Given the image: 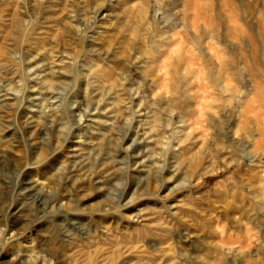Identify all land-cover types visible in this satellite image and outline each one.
Listing matches in <instances>:
<instances>
[{"label": "rangeland", "instance_id": "obj_1", "mask_svg": "<svg viewBox=\"0 0 264 264\" xmlns=\"http://www.w3.org/2000/svg\"><path fill=\"white\" fill-rule=\"evenodd\" d=\"M97 5H101L103 11L92 15L91 9ZM36 11L40 13L39 22L31 26L25 24V21L35 19ZM86 11L91 16L92 26L83 42V50L92 52L97 62L102 56L114 61L110 65L105 64V67L117 69L119 79L112 81L113 87L122 81L123 89H131L147 77V85L152 87L145 86V91L155 96L171 89L174 73L184 72L192 82L193 92L200 94L203 100L205 89L195 86L196 76H205L206 83H210V78L215 76L230 94L235 95L238 91L245 93L238 102H234L238 113L233 115V122L237 127L244 125L246 129L251 125L255 140L251 147L264 149V0H163L159 5L155 0H149L146 20L143 0H87V3L83 0H46L39 9L33 4L28 13L19 15L15 8H7L4 22L0 23V53H5L0 55V62L7 61L12 50L18 46V42L10 43L12 29L17 27L26 41L19 48L24 58L31 59L40 53L39 59L33 60L31 65L26 64V68L46 59L54 60L55 67L59 68L63 53L81 47L74 30L68 25L82 27L81 17ZM73 12L76 19L71 14ZM129 48L134 59L142 56L132 66L134 69L140 67V71H122V66L128 64L126 54ZM117 63L121 68H117ZM240 76L243 77L242 82ZM35 86L34 81L30 82V87ZM24 95V103L18 109L12 107L16 98L11 93L0 96V128H3L0 134V154L3 155H0V160L16 158L12 167L19 165L23 169L15 173L17 183L22 189L29 190L28 195L34 194L50 180L56 166H66L67 173L60 172L65 177L64 183L59 186L60 195L65 201L75 198L79 207L65 214L79 221L82 227L86 226L87 231L83 236L77 232L75 240L69 238V242L62 245L54 244L48 233L43 231L45 224L33 226L29 223L27 202L23 197L11 192L0 193V229L4 230L5 237L0 241V246L4 248L0 264H19L13 254L22 247L21 241L27 233L31 234L35 253L42 262L52 259L54 264H77L74 254L78 256L81 251L90 253L96 247H107L109 240L112 247L119 248L121 252L125 248H137L142 225L136 217L141 213L145 216H166L170 212L189 211L179 206L191 198L196 199L195 207L203 205L201 210L206 214L208 208L219 207V202L203 197L209 189L227 179L224 173L201 176L197 172L193 181L195 187L176 189L175 185L184 173L175 179H168L173 175L170 166L163 172L167 183L157 190L154 160L150 158L153 154L148 151L155 147V142L141 134L139 142L134 143L137 138L135 129L148 117L135 118L133 130L120 133L125 137L122 145L114 146L118 137L112 132V121L120 125L123 121L116 119V109L111 108L108 102L100 104L98 111L95 104L92 105L91 120L86 122L94 129L91 134L73 136L64 143L57 141L58 147L50 163L42 166L37 161L25 169L22 153L13 144L21 133H26L28 138L33 132L39 134L37 126L41 123L43 101L48 94L42 96L39 92L28 91ZM79 96L85 100L83 91ZM114 96V93L110 95L108 101H113ZM206 98L212 100L215 96L208 95ZM140 103L141 97L137 96L133 107ZM140 111L145 112L146 109L141 108ZM29 121H32L31 125ZM101 121L107 123H98ZM140 131L144 132L143 129ZM109 133L112 134L111 139L106 138ZM129 146L130 151H126ZM40 156L45 157L46 153L41 151ZM117 168L122 171L116 172ZM203 168L204 165H200V169ZM12 175L6 162L0 165V185H6ZM122 177L124 188L110 194L109 188ZM233 178L238 182L243 178L248 186L264 179L260 169L249 167L247 161ZM157 191L159 195L155 194ZM244 191L247 192L248 188ZM112 196H117L124 207L104 211L106 201ZM240 202L246 208L252 203L246 198L237 201ZM228 205L229 201H225L223 211L217 213L219 218L227 220L233 216L239 217V220L234 218L226 225H217L214 234L193 230V239L203 241L204 250H210V264H264V213H257L253 221L246 213ZM148 222L152 221H145ZM154 239L157 238L148 236L145 246ZM190 243L187 241L184 247ZM54 247L58 249L55 257L51 255ZM20 254L25 253L20 251ZM200 254L204 255V252ZM129 260L130 256H122L116 264H126Z\"/></svg>", "mask_w": 264, "mask_h": 264}, {"label": "clouds", "instance_id": "obj_2", "mask_svg": "<svg viewBox=\"0 0 264 264\" xmlns=\"http://www.w3.org/2000/svg\"><path fill=\"white\" fill-rule=\"evenodd\" d=\"M83 2L87 3V0ZM45 3L46 0H0V23L4 22V12L7 8H15L16 14L19 15V13H28L33 4L39 9ZM143 3L146 20L149 0H143ZM155 3L162 4L163 0H155ZM91 13L95 15V9H91ZM71 14L76 19L75 13ZM34 15L35 19L25 21V24L31 26L38 23L39 11H36ZM81 19L82 27L77 24L68 25L74 30L75 38L80 41L81 47L76 51L63 53L59 68L55 67L54 60L47 59L26 68V64L31 65L33 60L39 59L40 53L38 52L31 59H25L24 54L19 50L20 46L26 42L25 38L17 27L12 29L10 43L18 42V46L12 50L7 61L0 62V96L11 93L16 98L12 107L18 109L24 103V94L28 91L39 92L42 96L48 94L43 101L41 123L37 126L39 134L33 132L32 137L28 138L26 133H21L15 138L13 144V147L19 148L22 153L21 160L24 168L26 169L30 164H36L37 161L42 166L50 163L58 147L57 141L64 143L66 139L73 136L84 137L91 134L94 129L86 122L91 120L93 104L98 111L100 104L110 103L111 108L116 109V119L123 121L122 125L112 121V132L118 137L114 146L122 145L125 137L120 133L131 132L135 118L147 116L148 119L141 122L140 127L135 129L137 138L134 143L139 142L141 134L145 139L151 137L155 142V147L148 151L153 154L150 158L154 160L153 169L156 173L157 190L167 183L163 172L170 166L173 175L168 179H175L176 176L184 173L176 183V189L195 187L193 181L197 172L201 176L224 173L227 179L221 180L203 197L219 202V207L208 208V214H206L201 210L203 205L199 208L195 207L196 199L191 198L179 206L189 211L170 212L166 216L155 214L145 216L141 213L136 217L142 225L141 241L137 248H125L121 252L119 248H113L109 240L106 242L107 247H96L90 253L81 251L78 256L74 254L73 258L77 260V264H116L122 256H130L126 264H210V250H204L203 241L193 239V230L214 234L217 231V225H226L234 218L239 220V217L233 216H229L227 220L219 218L217 213L223 211L225 201H229V207L246 213L253 221L256 220L257 213H264V179L255 185L248 186L243 178H240L239 182L233 178L245 165V161L248 162L249 167H258L261 176L264 177V149L258 150L251 147L255 143L253 127L251 125L247 129L244 125L237 127L233 122V115L238 113V106H234V102H238L239 97L244 96L245 93L238 91L235 95L230 94L222 86V81L212 76L203 94L205 99L201 100V95L193 92L192 82L184 72L174 73L175 79L172 81L171 89L157 93L155 96L145 91V86L152 87L147 85V77L131 89H123L122 81L113 87L112 81L119 79L117 69L105 67V64L110 65L114 61H109L102 56L97 62L92 52L83 50V42L88 38L87 34L92 25L90 24L91 16L87 11ZM148 30L151 31L150 26ZM3 54L5 53H0V55ZM126 55L128 64L122 66V71L129 73L140 71V67L134 69L132 66L142 56L134 59L130 48ZM117 68H121L119 63ZM240 80L243 81L242 76ZM33 81L36 86L30 87V82ZM81 91L85 93V100L80 99ZM113 93L114 100L108 101V97ZM208 95H214L215 98L208 100L206 98ZM137 96L141 97V103L134 108L133 100ZM141 108L146 111L141 112ZM31 124L32 121H29V125ZM141 129L144 130L143 133ZM2 131L3 128H0V134ZM111 135L109 133L106 138L111 139ZM130 148L131 146L125 150L130 151ZM41 151L46 153L45 157L40 156ZM15 159V157H6L0 160V165L6 162L13 172L9 182L6 185H0V193L11 192L17 197H23L27 202L29 223L33 226L39 223L45 224L43 231L48 233L49 239L54 244L62 245L69 242V238L75 240L77 232L83 236L87 227H82L79 221L65 214L79 207L78 200L74 198L65 201L59 191V186L65 179L60 172L67 173L66 166H56L50 180L36 189L34 194L28 195L29 190L22 189L17 183L15 173L23 169H20L19 165L16 168L12 167ZM200 165H204L203 170L200 169ZM115 171L121 172L122 169L117 168ZM66 178L71 179V176ZM123 179L124 177L112 184L109 188L110 194L114 190L124 188ZM246 187L247 192L244 191ZM155 194L159 195V191ZM244 198L251 200L249 208H246L243 202L237 203ZM123 207L124 204L117 199V196H112L106 201L103 210H120ZM145 221L152 222L145 223ZM148 236L157 239L146 247L144 241ZM4 238V230L0 229V241ZM187 241L191 243L184 247ZM57 251L58 249L54 247L51 249V255L55 257ZM201 252H204V255H201ZM45 264H54V260L46 259Z\"/></svg>", "mask_w": 264, "mask_h": 264}, {"label": "bare ground", "instance_id": "obj_3", "mask_svg": "<svg viewBox=\"0 0 264 264\" xmlns=\"http://www.w3.org/2000/svg\"><path fill=\"white\" fill-rule=\"evenodd\" d=\"M99 4H101V3H99ZM94 9H95V14L96 15L100 14L103 11L101 5H97ZM198 75L199 76H196L197 80L195 82V84H196L195 86H197V87H199L201 89L203 88V90L204 89L206 90V87H207V84H208V82L206 83V81H205L206 77L202 76L200 74H198ZM249 103H251V102H249ZM21 246L22 247L20 249L19 248L18 249L20 251H22L23 253H25V254H20L19 250H18V252L15 251V253L13 254V258H15V260H19V264H45V262H42L40 260V258L38 257L39 255H36V253H35V249H34V245H33V241L31 239V234L30 233H27V234L24 235V237H23V239L21 241ZM3 250H4V248L1 247L0 248V256H2V251ZM13 258H11L10 260H12ZM16 263H18V262H16Z\"/></svg>", "mask_w": 264, "mask_h": 264}]
</instances>
